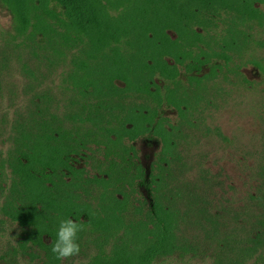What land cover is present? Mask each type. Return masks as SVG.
Segmentation results:
<instances>
[{
  "label": "trees",
  "instance_id": "1",
  "mask_svg": "<svg viewBox=\"0 0 264 264\" xmlns=\"http://www.w3.org/2000/svg\"><path fill=\"white\" fill-rule=\"evenodd\" d=\"M0 4L12 18L0 26V103L19 89L24 99L2 210L46 264L61 263L51 241L63 219L83 225L78 243L97 250L93 264L203 253L214 264H264V152L238 206L212 201L217 180L208 171L192 180L189 166L219 101L257 84L243 69L264 77V0ZM141 139L159 147L149 168Z\"/></svg>",
  "mask_w": 264,
  "mask_h": 264
},
{
  "label": "rangeland",
  "instance_id": "2",
  "mask_svg": "<svg viewBox=\"0 0 264 264\" xmlns=\"http://www.w3.org/2000/svg\"><path fill=\"white\" fill-rule=\"evenodd\" d=\"M11 22L10 13L0 4V26L7 29ZM243 73L257 84L248 89L235 88L226 101H219L205 123L213 134L197 138L199 143L191 148L189 162L192 180H197L200 171H208L217 180L218 187L209 195L212 201L227 200L237 206L252 187L251 168L264 152V77L254 66L246 67ZM16 92L18 100L11 96L0 103V264H46L44 252L29 239L27 228L13 222L2 210L10 195L13 127L16 113L24 106L23 93L20 89ZM164 115L174 121L177 119L172 111L166 110ZM216 128L228 141L217 135ZM136 147L142 164L149 168L159 147L153 141L142 139L136 142ZM96 252L93 246H88L78 257L60 264H93ZM192 257L175 256L158 264H214L205 253L199 258Z\"/></svg>",
  "mask_w": 264,
  "mask_h": 264
},
{
  "label": "clouds",
  "instance_id": "3",
  "mask_svg": "<svg viewBox=\"0 0 264 264\" xmlns=\"http://www.w3.org/2000/svg\"><path fill=\"white\" fill-rule=\"evenodd\" d=\"M81 231H83V225L73 219H63L59 222L56 239L51 241V251L57 260H70L80 255L78 234Z\"/></svg>",
  "mask_w": 264,
  "mask_h": 264
},
{
  "label": "flooded vegetation",
  "instance_id": "4",
  "mask_svg": "<svg viewBox=\"0 0 264 264\" xmlns=\"http://www.w3.org/2000/svg\"><path fill=\"white\" fill-rule=\"evenodd\" d=\"M199 31H201V30H199ZM170 34L172 35L173 38H176V34H175V33L170 32ZM207 71H208V69L205 68L204 72H207ZM201 74H202V73H201ZM180 78L184 79L185 77L181 75ZM156 81H157V83L160 84V85H163V84H164V81H163V80L156 79ZM166 110H168V111H172L173 114L175 115V116H174L175 118L178 117V116H177V115H178V114H177V111H176L174 108H169V107H163V108L161 109V115H162V116H164V117H166V118H169L168 116H165V115H164V112H165ZM169 119H170V118H169ZM170 120H171V121H174L173 119H170Z\"/></svg>",
  "mask_w": 264,
  "mask_h": 264
}]
</instances>
